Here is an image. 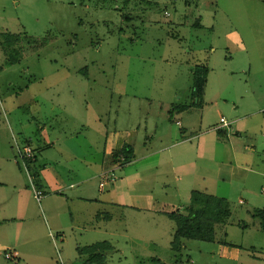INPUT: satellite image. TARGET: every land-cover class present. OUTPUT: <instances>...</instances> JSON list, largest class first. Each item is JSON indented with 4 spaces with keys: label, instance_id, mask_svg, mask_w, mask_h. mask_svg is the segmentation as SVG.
<instances>
[{
    "label": "rangeland",
    "instance_id": "obj_1",
    "mask_svg": "<svg viewBox=\"0 0 264 264\" xmlns=\"http://www.w3.org/2000/svg\"><path fill=\"white\" fill-rule=\"evenodd\" d=\"M195 66L207 68L201 104ZM220 116L227 135L212 129ZM0 118L18 135L1 145L13 162L20 133L92 146L84 159L49 150L70 181L89 161L100 170L110 133L133 150L100 192L119 204L95 202L92 218L59 199L50 215L48 188L38 202L29 186L46 235L31 244L23 221L3 223L0 264H264V0H0ZM144 161L156 168L140 169ZM192 190L214 198L205 211L215 239H182L174 251L167 213L182 211ZM141 195L159 210L132 207ZM97 243L107 245L86 262ZM13 249L16 261L3 255Z\"/></svg>",
    "mask_w": 264,
    "mask_h": 264
},
{
    "label": "crops",
    "instance_id": "obj_2",
    "mask_svg": "<svg viewBox=\"0 0 264 264\" xmlns=\"http://www.w3.org/2000/svg\"><path fill=\"white\" fill-rule=\"evenodd\" d=\"M252 114H254V112H252ZM230 125L231 123L228 126H222V124L218 121V123H216L212 127V129H214L215 131L223 132L224 129L226 127H229ZM33 132V137H31L30 135L22 137L24 136V134L22 133H20L21 137L19 136V138H24L23 140L25 142L22 146H20V148L29 146L34 156L33 160L27 161L28 169H31L33 177H31V174H29V172L27 173V177L26 175H24L25 173L20 167L22 166L21 162H13L11 159H8L7 155L4 154L3 150H1V145L3 144V141L8 138V135L9 138H11L13 141L12 144H15V142H17L18 135L16 136L9 119L0 118V161L5 158L4 156H6V161L9 162V164L0 162V227H3V223H19L23 221V223L26 225L22 230L26 229V238L27 241L31 244H35L38 239L46 235L44 223L46 222L48 226V221L46 220V218L43 219L42 216L36 217L35 213L31 212L32 208L28 204V198L31 197L30 191H28V189L29 186H31V183L34 184L35 187H39L37 188L38 190L42 189V192L44 193L42 194V197L45 195L47 188L51 193L50 196H48L45 200V206L48 212H50V215L59 214L58 210H60V204L58 205V202L56 203V199H59L60 201H68L69 204L72 203L76 212H79L87 217L90 216V218H92V216L91 214H89L88 209H91L92 204H94L95 202L96 204L97 202L100 203L99 205L102 207H104L105 204L109 203H113L115 205L119 204V201L110 202L108 199L100 196V192H104L106 187L104 191H100L98 188L99 174L104 170L110 169L116 162L112 157L113 151L126 144V142L124 141L120 142V138L118 136L119 132L116 131L115 133H110L106 136V140L104 143L105 149L103 152L106 160L102 159L100 161V170L97 172L93 171L92 165L94 163L89 161L84 164V167L81 166V169L77 168L74 170L77 175L75 176V179L73 178V181L64 179L55 170L56 168H54V166L57 165L51 162L53 159L52 155L55 154L53 152L50 153L49 150H53L54 147L58 146V148L61 149V152L63 151L67 156H69L68 158L84 159L85 156H87V154L92 151V146L88 144L80 146V144H78L76 136L74 139L73 136H71L62 140L58 137L54 138L51 134L46 132L44 133V135H35V133ZM185 134V131H183L181 134V136L183 137L181 141H187L190 138L185 137ZM40 155L43 158V161H40V158H38L40 157ZM60 155L62 158L63 153H60ZM165 163L170 164L171 160ZM142 164L144 167H139L140 169H145L148 166H150V168H156L157 162H147L145 164L144 161ZM91 189L92 192L90 191ZM114 195L116 197L118 196V194ZM53 203L55 204L53 205ZM3 204L5 205V207H3ZM158 206V202L151 195H141L136 197V201L132 205V207L138 210H145L150 212L159 210ZM55 228L57 231L56 234L62 237L63 234L60 233L57 227ZM48 235L51 237V239H53V235L50 232ZM12 251L16 250L13 249Z\"/></svg>",
    "mask_w": 264,
    "mask_h": 264
},
{
    "label": "trees",
    "instance_id": "obj_3",
    "mask_svg": "<svg viewBox=\"0 0 264 264\" xmlns=\"http://www.w3.org/2000/svg\"><path fill=\"white\" fill-rule=\"evenodd\" d=\"M207 74L206 67H197L195 66L193 71L194 81H193V97L197 102L201 104L202 98L201 95L203 93V86L205 84V77ZM221 132V131H219ZM222 135L225 133L222 132ZM112 157L115 161H117L118 157H122L126 162L131 161L133 158V150L130 145H123L119 149H116L112 153ZM38 190V189H37ZM41 191V190H40ZM42 192V191H41ZM43 194V192H42ZM42 197V196H41ZM212 202H214V198L205 192L192 190L190 193V200L188 204H186L182 211L177 212H169L167 215L174 221L175 227L171 240V247L174 251H179L182 247L181 240L182 239H196L202 241H213L214 237V220L211 216H206L208 214L205 211V208L209 206ZM262 217V226L264 229V211L261 213ZM221 245L226 247H235L236 245L230 243L224 239L219 241ZM106 246L107 243L101 244H91L86 247L88 251H95L100 248V246ZM101 246V248H102ZM100 250L102 251V249ZM99 253H91L87 258L86 262L91 261L90 257L99 256ZM102 260L105 256L101 257Z\"/></svg>",
    "mask_w": 264,
    "mask_h": 264
},
{
    "label": "built area",
    "instance_id": "obj_4",
    "mask_svg": "<svg viewBox=\"0 0 264 264\" xmlns=\"http://www.w3.org/2000/svg\"><path fill=\"white\" fill-rule=\"evenodd\" d=\"M219 122L222 124V126H228L230 123L225 120L223 116L219 118ZM179 124V122H177ZM16 152L17 156L20 158V162L22 164V167L27 170V161H31L34 159L33 152L29 146H24L20 148L19 146L16 145ZM127 162L122 158L118 157V161L115 165L118 164L119 167L124 166ZM115 181V174L112 171V169H107L104 170L99 174V183H98V188L100 191H104L105 187L108 185L112 184ZM31 186L33 188L34 192V197L36 200L39 202L40 198L42 196V192L40 190L34 189L33 184L31 183ZM4 257L6 259H10L12 261H16L17 259V252L16 251H6L3 253Z\"/></svg>",
    "mask_w": 264,
    "mask_h": 264
}]
</instances>
